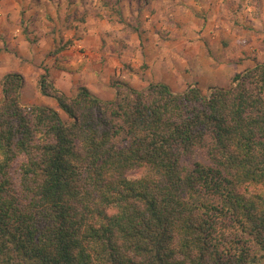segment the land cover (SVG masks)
Here are the masks:
<instances>
[{"label":"trees","instance_id":"1","mask_svg":"<svg viewBox=\"0 0 264 264\" xmlns=\"http://www.w3.org/2000/svg\"><path fill=\"white\" fill-rule=\"evenodd\" d=\"M233 81L208 94L123 82L104 100L45 72L66 121L24 105V75L6 73L0 264H261L264 62Z\"/></svg>","mask_w":264,"mask_h":264},{"label":"rangeland","instance_id":"2","mask_svg":"<svg viewBox=\"0 0 264 264\" xmlns=\"http://www.w3.org/2000/svg\"><path fill=\"white\" fill-rule=\"evenodd\" d=\"M232 2L0 0V102L8 72L24 75V105L54 107L66 121L40 90L45 72L69 96L87 87L104 100L115 99L123 82L144 89L164 81L174 92L192 85L207 94L230 87L236 73L264 62V0ZM202 22L218 30L203 37Z\"/></svg>","mask_w":264,"mask_h":264},{"label":"crops","instance_id":"3","mask_svg":"<svg viewBox=\"0 0 264 264\" xmlns=\"http://www.w3.org/2000/svg\"><path fill=\"white\" fill-rule=\"evenodd\" d=\"M226 1L233 3L232 2L233 0H226ZM205 3L206 4L204 6H207V8H209L211 6L214 7L215 5L218 6V8H219L221 5L224 4V0H205ZM262 14H264V10L262 11ZM221 19H222V22H223L224 21V16L221 17ZM214 24L211 27L209 25H205L204 22L201 23V27L199 28V30L202 31V36L203 37H211L212 34L213 35L215 34V32H216L215 30H218V29H215ZM261 264H264V259L261 261Z\"/></svg>","mask_w":264,"mask_h":264}]
</instances>
